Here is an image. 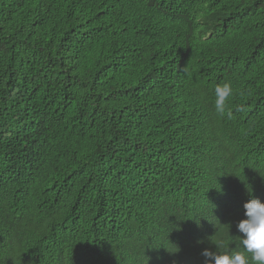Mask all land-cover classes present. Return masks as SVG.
Segmentation results:
<instances>
[{
  "label": "trees",
  "instance_id": "16d2710c",
  "mask_svg": "<svg viewBox=\"0 0 264 264\" xmlns=\"http://www.w3.org/2000/svg\"><path fill=\"white\" fill-rule=\"evenodd\" d=\"M258 190L264 0H0V264H206Z\"/></svg>",
  "mask_w": 264,
  "mask_h": 264
},
{
  "label": "clouds",
  "instance_id": "9594fccd",
  "mask_svg": "<svg viewBox=\"0 0 264 264\" xmlns=\"http://www.w3.org/2000/svg\"><path fill=\"white\" fill-rule=\"evenodd\" d=\"M233 87L230 83L225 82L217 84L214 89L215 102L214 108L217 114L224 115L228 110V102L233 95ZM251 193V191H249ZM228 204L235 212L236 205L234 199H228ZM245 209V219L236 224L235 215L233 218L234 225L240 238L239 244L243 250L218 251L219 246L216 245V251L204 249L202 255L205 257L206 264H264V191H256L255 194L249 196H241L238 201V209ZM224 210L221 215H224ZM209 232V231H208ZM199 243L207 242L213 245L221 242L219 236H212L211 232L202 231Z\"/></svg>",
  "mask_w": 264,
  "mask_h": 264
}]
</instances>
